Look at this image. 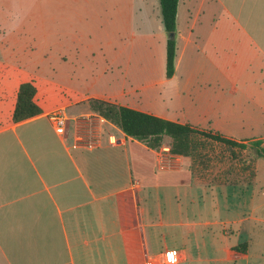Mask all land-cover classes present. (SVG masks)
I'll use <instances>...</instances> for the list:
<instances>
[{
  "label": "crops",
  "instance_id": "crops-1",
  "mask_svg": "<svg viewBox=\"0 0 264 264\" xmlns=\"http://www.w3.org/2000/svg\"><path fill=\"white\" fill-rule=\"evenodd\" d=\"M116 2L97 39L73 20L82 1L59 0V71L30 69L0 36V264H264L255 178L209 180L189 156L147 145L89 104L264 145V0H178L170 76L159 0ZM84 8L93 17L98 5ZM27 80L41 110L14 120ZM169 249L174 262L156 260Z\"/></svg>",
  "mask_w": 264,
  "mask_h": 264
},
{
  "label": "rangeland",
  "instance_id": "rangeland-1",
  "mask_svg": "<svg viewBox=\"0 0 264 264\" xmlns=\"http://www.w3.org/2000/svg\"><path fill=\"white\" fill-rule=\"evenodd\" d=\"M81 1L86 8L93 6V3H96L98 8L91 13L93 15L91 17L82 6L74 13L77 16L73 20L91 23L89 26L93 30L86 31L87 38H105L106 16L113 12L114 7H120L123 2H116L114 5L116 0H101L100 5L97 0ZM0 36H3L4 40L10 39L7 47L13 48L17 57L30 69L40 68L44 63L50 64L49 68L59 71V48L63 38L59 27V0H0ZM148 44V40L143 39L138 45L139 50L142 48L144 52L147 47L149 48ZM196 136L201 142L200 156L192 160L197 172H201L199 175L209 180L221 178L224 182L245 184L250 178L249 165L254 164L256 176H254L255 180L254 178L252 180L259 193L264 194V155L256 154L255 146L251 141H247L245 148L234 146L236 155L231 156L224 142L202 134ZM169 141V136H164L163 143L169 144Z\"/></svg>",
  "mask_w": 264,
  "mask_h": 264
},
{
  "label": "trees",
  "instance_id": "trees-1",
  "mask_svg": "<svg viewBox=\"0 0 264 264\" xmlns=\"http://www.w3.org/2000/svg\"><path fill=\"white\" fill-rule=\"evenodd\" d=\"M178 0H159L161 19L165 31L166 40V74L170 76L174 69L175 56V16ZM36 87L32 80L22 81L17 90L16 102L12 111L14 120L24 119L40 112L41 108L34 100ZM90 107L116 123L126 134L141 139L147 145L158 148L163 145L164 136H169V149L191 157V160L200 156L197 134H202L227 144L231 156H235L234 146L245 148L246 141H238L223 135L218 131L199 128L189 123H180L163 118L132 107L107 101L101 98H89ZM257 155H264V145L259 139L251 140ZM192 160V163H194ZM195 164L193 165V167ZM250 175L247 182H251L256 175L254 164L249 165ZM234 183V182H231Z\"/></svg>",
  "mask_w": 264,
  "mask_h": 264
},
{
  "label": "built area",
  "instance_id": "built-area-1",
  "mask_svg": "<svg viewBox=\"0 0 264 264\" xmlns=\"http://www.w3.org/2000/svg\"><path fill=\"white\" fill-rule=\"evenodd\" d=\"M49 118L53 125L57 127L59 130H63L66 124V115L63 112L62 108H55L49 112ZM157 261L164 262H174L175 261V253L174 250H163L160 251L156 256Z\"/></svg>",
  "mask_w": 264,
  "mask_h": 264
}]
</instances>
